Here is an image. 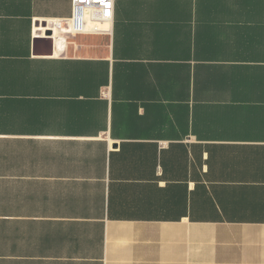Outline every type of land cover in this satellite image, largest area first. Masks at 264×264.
Here are the masks:
<instances>
[{
    "label": "crops",
    "instance_id": "obj_1",
    "mask_svg": "<svg viewBox=\"0 0 264 264\" xmlns=\"http://www.w3.org/2000/svg\"><path fill=\"white\" fill-rule=\"evenodd\" d=\"M0 0V264H264V0Z\"/></svg>",
    "mask_w": 264,
    "mask_h": 264
},
{
    "label": "built area",
    "instance_id": "obj_2",
    "mask_svg": "<svg viewBox=\"0 0 264 264\" xmlns=\"http://www.w3.org/2000/svg\"><path fill=\"white\" fill-rule=\"evenodd\" d=\"M114 11L115 0H73L71 17L50 20L46 30L70 35L109 34Z\"/></svg>",
    "mask_w": 264,
    "mask_h": 264
},
{
    "label": "water",
    "instance_id": "obj_3",
    "mask_svg": "<svg viewBox=\"0 0 264 264\" xmlns=\"http://www.w3.org/2000/svg\"><path fill=\"white\" fill-rule=\"evenodd\" d=\"M48 33L50 34L51 32L49 31Z\"/></svg>",
    "mask_w": 264,
    "mask_h": 264
}]
</instances>
